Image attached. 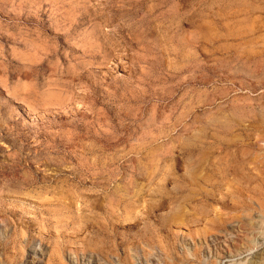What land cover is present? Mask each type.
<instances>
[{"label":"rangeland","instance_id":"374dc122","mask_svg":"<svg viewBox=\"0 0 264 264\" xmlns=\"http://www.w3.org/2000/svg\"><path fill=\"white\" fill-rule=\"evenodd\" d=\"M0 264H264V0H0Z\"/></svg>","mask_w":264,"mask_h":264}]
</instances>
